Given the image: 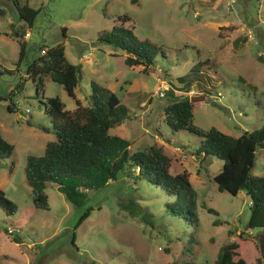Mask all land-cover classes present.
Masks as SVG:
<instances>
[{"label": "rangeland", "instance_id": "374dc122", "mask_svg": "<svg viewBox=\"0 0 264 264\" xmlns=\"http://www.w3.org/2000/svg\"><path fill=\"white\" fill-rule=\"evenodd\" d=\"M18 2L39 12L29 26L16 17L12 0H0V134L13 145L11 155L0 158V189L17 206L13 215L0 207V264H212L220 247L231 240L240 243V257L247 264H264V227L246 226L248 195L217 189L213 176L222 160L197 155L194 149L202 135L172 130L164 121V107L174 98L166 91L156 95L160 82H167L175 98L199 97L192 102V124L200 131L215 127L238 136L262 127L264 0ZM123 14L129 20L120 21ZM113 26L131 28L139 39L156 43L160 49L155 62L147 68L127 66L122 50L97 42L98 35ZM22 30L29 32L21 39L30 57L39 44L64 46L66 58L79 65L75 97L83 105L88 104L89 82L94 80L131 108L129 116L110 130L131 141V152L157 142L178 155L170 171L189 173L196 192L195 225L167 210L173 195L135 179L136 171L127 169L119 179L90 189L80 206L48 184V209L34 207L25 181L26 157L43 154L45 144L54 139L52 132L42 130L51 126L43 102L57 96L65 109L72 110L75 100L47 75L36 94L25 73L26 60L17 64L20 40L15 32ZM197 62L203 64L196 79L183 86L177 77ZM20 109L27 112L29 122ZM251 174H264V147L256 149ZM128 199L136 202L138 213L124 208ZM89 206L90 214L75 227ZM15 234L22 247L11 241ZM191 235L196 240L189 245Z\"/></svg>", "mask_w": 264, "mask_h": 264}, {"label": "trees", "instance_id": "16d2710c", "mask_svg": "<svg viewBox=\"0 0 264 264\" xmlns=\"http://www.w3.org/2000/svg\"><path fill=\"white\" fill-rule=\"evenodd\" d=\"M12 2L16 17L31 26L39 10L27 3L20 4L18 0ZM119 20L125 22L129 20V16L123 14ZM24 34L23 30L17 31L20 40L17 64L26 60L25 73L31 79L36 94L42 89V76L47 75L60 83L75 100L72 110L65 109L57 96L48 97L43 102L44 112L51 126H42V130L52 132L54 139L45 144L43 154H29L26 157L25 181L30 187L34 207L48 209V197L45 193L48 184H54L69 202L80 206L87 201L90 189L106 180H115L117 170L123 172L127 169L129 173L136 171L133 173L135 179L156 185L173 195L175 199L166 204L167 210L195 225L196 192L189 173L185 169L175 173L170 171V166L178 159V155L158 143L131 152V141L110 133L113 126L121 124L129 115V108L120 101L117 94L92 80L89 82L88 104L83 105L75 97L79 65L66 58L64 46L60 43L50 46L39 44L34 49L35 54L30 57L26 42L21 39ZM96 40L122 50L126 54L124 62L127 66L150 67L160 49L148 38L139 39L131 28L123 26H113L100 33ZM238 40L235 41L236 44ZM40 49L45 52L41 54ZM202 64L203 62H197L187 73L178 76L177 81L184 86L188 84L187 81L196 79L199 65ZM166 92L174 99L164 107V121L172 130L187 129L202 135L200 145L194 149L195 153L202 158L213 155L222 160V168L213 176L217 189L232 195L245 191L249 197L247 228L264 227V174H251L256 149L264 147V125L238 136L224 133L215 127L200 131L192 124L193 103L189 101V97L175 98L172 89ZM2 98L0 95V99ZM8 109L12 111L9 105ZM12 151L13 145L0 134V158L9 157ZM123 206L131 214L138 213L136 202L132 199H128ZM0 207L9 215H13L17 209L1 189ZM207 210L215 212L212 208ZM90 211L89 206L79 215L74 226H78ZM6 231L12 234L11 231ZM10 239L23 246L17 234ZM74 239L73 235L72 241ZM195 240L194 235H191L189 245L195 243ZM240 256V243L231 240L220 247L212 264H247ZM255 264L261 263L257 261Z\"/></svg>", "mask_w": 264, "mask_h": 264}, {"label": "built area", "instance_id": "2783aa9c", "mask_svg": "<svg viewBox=\"0 0 264 264\" xmlns=\"http://www.w3.org/2000/svg\"><path fill=\"white\" fill-rule=\"evenodd\" d=\"M29 35V32H25L24 37H27ZM45 52L44 49H40V53L43 54ZM169 89V85L167 82H160L157 90H156V95L158 97L164 96L165 91ZM11 231V229H9Z\"/></svg>", "mask_w": 264, "mask_h": 264}, {"label": "water", "instance_id": "95a60500", "mask_svg": "<svg viewBox=\"0 0 264 264\" xmlns=\"http://www.w3.org/2000/svg\"><path fill=\"white\" fill-rule=\"evenodd\" d=\"M200 99L199 97H194V96H190L189 97V101L193 102L194 100ZM19 114L21 115L22 118H24L25 120H27L29 118L27 112L25 110L20 109L19 110ZM174 145H179V143L177 142H172ZM121 177V171L117 170L116 172V179H119Z\"/></svg>", "mask_w": 264, "mask_h": 264}, {"label": "crops", "instance_id": "0c3cea01", "mask_svg": "<svg viewBox=\"0 0 264 264\" xmlns=\"http://www.w3.org/2000/svg\"><path fill=\"white\" fill-rule=\"evenodd\" d=\"M25 32H27V31H25ZM15 34L17 35V32H15ZM28 36H29V35H28ZM28 36H27V37H28ZM23 37H24V36H23ZM24 38H26V37H24ZM144 103H145V102L142 101L141 104H140V106L143 105ZM130 109H131V108L129 107V110H130ZM128 116H129V115H128ZM119 125H120V124H119ZM119 125H116V126H119ZM113 127H114V126H113ZM113 127H112V128H113ZM112 128H111V129H112ZM111 129H110V130H111ZM110 133H111V132H110ZM112 134H113V133H112ZM156 143H157V142H156ZM158 144H159V143H158ZM160 145H162V144H160ZM164 147L167 148L166 146H164ZM171 165H172V164H171ZM170 167H171V166H170Z\"/></svg>", "mask_w": 264, "mask_h": 264}]
</instances>
